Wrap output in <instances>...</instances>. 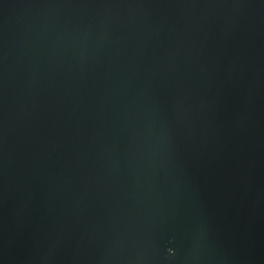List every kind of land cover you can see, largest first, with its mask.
I'll return each mask as SVG.
<instances>
[{"label": "water", "instance_id": "95a60500", "mask_svg": "<svg viewBox=\"0 0 264 264\" xmlns=\"http://www.w3.org/2000/svg\"><path fill=\"white\" fill-rule=\"evenodd\" d=\"M0 264H264V0H0Z\"/></svg>", "mask_w": 264, "mask_h": 264}]
</instances>
